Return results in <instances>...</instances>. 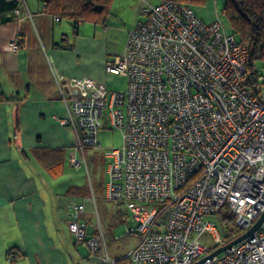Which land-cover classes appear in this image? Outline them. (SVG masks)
Segmentation results:
<instances>
[{"label": "built area", "instance_id": "2783aa9c", "mask_svg": "<svg viewBox=\"0 0 264 264\" xmlns=\"http://www.w3.org/2000/svg\"><path fill=\"white\" fill-rule=\"evenodd\" d=\"M141 14L124 55L107 64L128 87L65 84L73 104L62 124L74 128L84 159L99 148L105 124L123 131V145L106 153L107 199L126 206L135 223L129 233L140 238L123 260L199 264L227 244L223 220L208 218L226 210L244 234L264 215V73L258 62L250 68L248 45L220 19L206 23L192 6L174 1L147 5ZM85 213V203H74L69 227L98 255L106 249L103 234L89 235ZM100 264L117 261L106 255ZM203 264H264V223Z\"/></svg>", "mask_w": 264, "mask_h": 264}, {"label": "crops", "instance_id": "0c3cea01", "mask_svg": "<svg viewBox=\"0 0 264 264\" xmlns=\"http://www.w3.org/2000/svg\"><path fill=\"white\" fill-rule=\"evenodd\" d=\"M18 2L19 14L0 11V264H100L106 255L127 264L123 259L140 238L132 234L138 236L136 245L110 255L109 241H118L117 226L125 222L116 212L126 220L129 212L106 194L116 212L98 222L85 202L92 192L75 175L82 167L73 164L82 159L75 130L62 124L73 104L64 85L87 79L109 92L125 90L128 80L109 74L107 64L124 55L129 32L139 21L138 6L161 0H115L106 23L78 27L50 13L43 0ZM121 35L124 42L117 39ZM99 156L96 150L92 159ZM76 202L86 204L82 219L89 235L103 234L106 249L98 255L78 244L70 230Z\"/></svg>", "mask_w": 264, "mask_h": 264}, {"label": "trees", "instance_id": "16d2710c", "mask_svg": "<svg viewBox=\"0 0 264 264\" xmlns=\"http://www.w3.org/2000/svg\"><path fill=\"white\" fill-rule=\"evenodd\" d=\"M174 1L190 6H198L207 0H161ZM115 0H47L50 13L73 22L75 26L81 22L104 24L107 22ZM19 8L18 0H0V11H13ZM223 14L231 27V33L249 47V65L255 62L264 64V0H226ZM229 243L243 232L237 228L227 211L221 213Z\"/></svg>", "mask_w": 264, "mask_h": 264}, {"label": "rangeland", "instance_id": "374dc122", "mask_svg": "<svg viewBox=\"0 0 264 264\" xmlns=\"http://www.w3.org/2000/svg\"><path fill=\"white\" fill-rule=\"evenodd\" d=\"M226 0H207L205 4L193 6L198 15L206 22V23H214L219 19L222 21L224 28L231 32V27L226 16L223 14L224 6ZM143 5L138 6V19L144 20V15L141 14V10ZM141 9V10H139ZM136 24V23H135ZM134 24V25H135ZM120 42H124L123 36H119L117 38ZM259 71L264 73V64L258 63ZM119 88L125 87V80H121L119 83ZM99 143L100 146L97 149H88L87 157L85 159L82 156V167L79 173H75L77 178L87 186L92 192V198L90 200H85V202L90 204V210H94L96 212V219L99 222L100 219L105 220L106 216L111 212H116L113 210L112 202L108 201L105 197L106 188L109 182V175L107 174L109 160L106 158V153L111 151L112 149L119 148L123 144V131L117 128L110 126L107 124L105 129H102L99 134ZM97 150L99 153V158L97 160H93L92 156L94 152ZM81 157V156H80ZM103 158V159H102ZM84 200H82L83 202ZM120 210L126 211V206L121 207ZM127 212V211H126ZM99 214V215H98ZM117 219L124 220L125 222H121L117 226V236L118 241L112 240L109 241L110 245L108 246V251L110 255H118L121 251L125 250L126 247H133L138 243V236L130 235L129 229L132 226H135L130 214L128 213L127 220L122 216V213L117 210L116 212ZM208 220L220 223L221 215L213 216L208 218ZM202 241L209 245L210 248H214L216 245L212 240V236L210 234H205L202 238Z\"/></svg>", "mask_w": 264, "mask_h": 264}, {"label": "water", "instance_id": "95a60500", "mask_svg": "<svg viewBox=\"0 0 264 264\" xmlns=\"http://www.w3.org/2000/svg\"><path fill=\"white\" fill-rule=\"evenodd\" d=\"M264 223V215L257 221V223L247 232H245L244 234H242L240 237H238L237 239L227 243L226 245L218 248L216 251H214L211 255H209L208 257L204 258L203 260H201V262H199V264H203L205 263L208 259H211L223 252H225L226 250L232 248L233 246L241 243L242 241H244L245 239H247L248 237H250L251 235H253L254 233H256L261 226Z\"/></svg>", "mask_w": 264, "mask_h": 264}]
</instances>
